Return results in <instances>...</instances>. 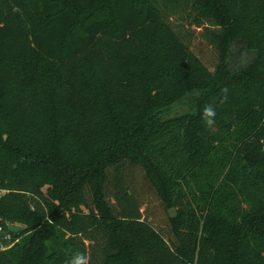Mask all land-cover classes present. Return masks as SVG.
<instances>
[{
    "label": "trees",
    "instance_id": "obj_1",
    "mask_svg": "<svg viewBox=\"0 0 264 264\" xmlns=\"http://www.w3.org/2000/svg\"><path fill=\"white\" fill-rule=\"evenodd\" d=\"M193 9L214 51L157 0H0V264H264V0Z\"/></svg>",
    "mask_w": 264,
    "mask_h": 264
},
{
    "label": "rangeland",
    "instance_id": "obj_2",
    "mask_svg": "<svg viewBox=\"0 0 264 264\" xmlns=\"http://www.w3.org/2000/svg\"><path fill=\"white\" fill-rule=\"evenodd\" d=\"M157 6L160 8L165 21L171 25L186 45L191 46L193 43H199L214 51L216 47L214 34L218 33L220 28L214 22L206 19L201 24H197V14L193 9V0H182L178 5H164L162 1L157 0ZM252 59L253 54L246 53L242 44L236 45L230 52V61L235 68L249 65L252 63ZM187 109L188 104L185 100L182 104L176 105L171 114L179 116ZM150 204L148 214L153 216L159 226L164 225L165 216L163 209L158 207L154 202ZM12 228L16 229L17 227L12 226Z\"/></svg>",
    "mask_w": 264,
    "mask_h": 264
},
{
    "label": "clouds",
    "instance_id": "obj_3",
    "mask_svg": "<svg viewBox=\"0 0 264 264\" xmlns=\"http://www.w3.org/2000/svg\"><path fill=\"white\" fill-rule=\"evenodd\" d=\"M226 91V90H224ZM216 109L213 105H207L201 114V119L204 121L205 126L209 129L215 125ZM66 264H89L88 257L79 251L72 255V258Z\"/></svg>",
    "mask_w": 264,
    "mask_h": 264
},
{
    "label": "water",
    "instance_id": "obj_4",
    "mask_svg": "<svg viewBox=\"0 0 264 264\" xmlns=\"http://www.w3.org/2000/svg\"><path fill=\"white\" fill-rule=\"evenodd\" d=\"M168 215L171 219H175L177 217V211L175 208H171L168 210Z\"/></svg>",
    "mask_w": 264,
    "mask_h": 264
},
{
    "label": "built area",
    "instance_id": "obj_5",
    "mask_svg": "<svg viewBox=\"0 0 264 264\" xmlns=\"http://www.w3.org/2000/svg\"><path fill=\"white\" fill-rule=\"evenodd\" d=\"M5 193V191H1L0 190V199H1V196Z\"/></svg>",
    "mask_w": 264,
    "mask_h": 264
}]
</instances>
